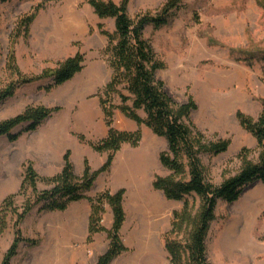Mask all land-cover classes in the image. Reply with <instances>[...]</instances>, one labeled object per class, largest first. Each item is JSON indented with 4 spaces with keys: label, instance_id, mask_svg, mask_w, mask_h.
<instances>
[{
    "label": "rangeland",
    "instance_id": "1",
    "mask_svg": "<svg viewBox=\"0 0 264 264\" xmlns=\"http://www.w3.org/2000/svg\"><path fill=\"white\" fill-rule=\"evenodd\" d=\"M165 1L131 0L128 14L133 18L140 12H154ZM40 4L43 6L28 31H17L19 18ZM98 24L114 33V19L98 18L87 0L0 1V89L13 78L6 69L10 49L26 76L53 68L77 52L84 54V66L72 79L50 91L43 88L50 79L24 84L0 102V121L29 105L60 107L33 131H23L24 125L16 127L13 132L21 134L14 141L0 136V215H4V222L0 221V264L17 229L25 240L9 264H95L107 249L105 231L88 236L87 199L71 202L64 211H44L38 204L20 221L14 212L21 213L27 200L33 202L29 188L20 191L27 162L39 177L46 178L60 172L66 151L77 176L85 162L96 170L107 159L106 152L91 146L107 134L99 95L112 73L105 52L108 38ZM143 36L164 62L165 67L155 75L163 82L165 93L176 103L189 98L195 102L189 120L207 137L230 139L226 152L201 155L208 179L220 184L236 174L242 166L239 153L243 148L248 149L246 158L256 161V139L240 125L236 112L256 117L262 109L264 0H184L168 24L159 28L146 25ZM111 100L115 106L113 126L123 131L139 130L140 138L136 145L121 146L109 170L100 173L87 192L93 197L106 188L111 192L125 190V220L119 233L126 250L109 264H170L164 236L170 229L172 212L181 209L183 201L168 200L152 187L155 176L173 174L159 160V154L167 149L166 139L144 124L132 125L118 108V96L113 94ZM137 112L145 117L143 111ZM149 146L152 151L147 162L144 155ZM51 187L45 180L37 181L39 191ZM11 194H15L13 204L7 207L3 200ZM185 199L194 209L198 207L197 197ZM214 213L206 238L208 261L264 264V184L247 185L234 202L219 200ZM100 224L111 228L112 213L107 204Z\"/></svg>",
    "mask_w": 264,
    "mask_h": 264
},
{
    "label": "trees",
    "instance_id": "2",
    "mask_svg": "<svg viewBox=\"0 0 264 264\" xmlns=\"http://www.w3.org/2000/svg\"><path fill=\"white\" fill-rule=\"evenodd\" d=\"M183 1L166 0L154 12H140L132 18L128 14L130 0H120L119 3L113 0H87L98 18L114 19L113 34L104 30L102 24H98L100 32L108 38L105 52L109 55L112 73L99 95L107 134L91 145L97 152H106L107 159L96 170H92L88 162H85L80 176L74 174L69 151L63 156L64 163L60 172L51 177H39L31 162L24 165L20 191L29 188L33 202L27 200L21 213L14 211L17 221L22 220L38 204H41L44 211H64L71 202L87 199L90 203L89 238L97 232L105 231L109 240L106 251L98 257L95 264H109L126 250L119 233L125 220L123 207L125 190L121 188L111 192L106 188L93 197L88 196L87 192L92 188L98 175L109 170L113 156L121 146L124 143L136 145L140 138L139 130L123 131L113 126L115 108L111 100L113 94L118 96L120 100L118 108L127 118L137 125L144 124L154 134L166 139L167 149L159 154V160L173 174L155 176L152 187L160 190L168 200L183 201L182 208L172 212L170 229L164 236V248L170 264H211L206 255V238L215 219L217 202L219 200L234 202L247 185L254 182L264 184V101L261 102L262 109L256 117L241 111L236 112L240 125L256 139L259 147L257 160H248L245 156L248 149L243 148L239 153L242 160L239 171L220 184H214L207 177L201 155L213 156L226 152L230 139L219 138L216 135L207 137L199 131L189 120L190 113L196 109L195 102L191 98L185 103L174 102L165 93L163 82L156 78V71L163 69L165 65L156 57L149 42L144 38L143 29L146 25L159 28L168 24L174 11ZM42 6V4L35 6L31 12L19 18L17 31L23 29L27 32ZM83 62L84 54L77 52L57 62L53 68H45L38 75L26 76L20 72L14 51L10 49L6 69L13 78L0 89V102L11 97L19 86L42 79H50L43 87L50 91L80 72L84 66ZM59 109L58 106L29 105L21 113L0 121V136H6L14 141L21 134L20 131L13 132L16 127L24 125L23 131H33ZM138 110L143 111L145 117H141ZM179 175L187 177L177 178ZM40 179L52 184V187L39 191L37 181ZM14 196L15 194L7 196L3 200V205L12 206ZM188 196L199 199L196 209L185 199ZM105 204L110 207L112 213L110 229H105L100 224ZM2 214L0 221L3 223ZM23 240L25 239L17 229L1 264L10 263L19 243ZM28 242L36 244L35 241Z\"/></svg>",
    "mask_w": 264,
    "mask_h": 264
},
{
    "label": "bare ground",
    "instance_id": "3",
    "mask_svg": "<svg viewBox=\"0 0 264 264\" xmlns=\"http://www.w3.org/2000/svg\"><path fill=\"white\" fill-rule=\"evenodd\" d=\"M152 151V147L151 146H149L148 148H147V150H146V152H145V155H144V158H145V160L147 161V162H149L150 161V157L151 156H149L150 155V152ZM149 204V203H148ZM149 210V209H148ZM143 211H145V210H143Z\"/></svg>",
    "mask_w": 264,
    "mask_h": 264
},
{
    "label": "crops",
    "instance_id": "4",
    "mask_svg": "<svg viewBox=\"0 0 264 264\" xmlns=\"http://www.w3.org/2000/svg\"><path fill=\"white\" fill-rule=\"evenodd\" d=\"M115 3H118L119 2V0H113ZM131 1V0H130ZM130 122H131V124L132 125H136V123L134 122V121H132V120H130ZM133 128V127H132ZM132 128H129V130H132ZM105 135H106V132H105ZM88 210H90V207H88ZM88 213H89V211H88Z\"/></svg>",
    "mask_w": 264,
    "mask_h": 264
}]
</instances>
